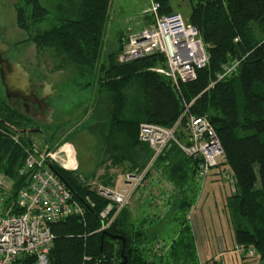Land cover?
<instances>
[{
    "label": "trees",
    "instance_id": "obj_1",
    "mask_svg": "<svg viewBox=\"0 0 264 264\" xmlns=\"http://www.w3.org/2000/svg\"><path fill=\"white\" fill-rule=\"evenodd\" d=\"M27 1L32 6V20H42L47 11L39 0ZM113 1L59 0L54 9L55 23L35 37L36 44L52 47L65 63L78 67L81 76L88 73L87 83L98 97L95 120L106 123L110 135L118 132L133 146L140 145L141 149L134 156L127 153L111 156L114 163L127 162L130 173L141 172L152 155L148 144L138 140L141 123L171 127L179 117L184 121L185 115L206 116L224 152L221 165L228 168L233 178L236 195L232 206L246 221L243 227L236 229L235 242L253 246L258 259L264 263V0L191 2L186 21L198 29L207 45L209 61L197 70L194 80L179 83L178 89L169 78L152 70L164 65L165 59L160 53L129 62L117 61L128 34L119 32L115 48L104 49L103 37ZM151 1L158 4L159 15L174 12L169 0ZM146 16L147 23L151 16ZM18 18L23 27L20 12ZM251 23L260 27V38L254 37ZM232 63H236L235 70L217 80V74ZM21 118V114L0 97V170L12 180L13 188L23 183L19 168L25 156L24 145L13 138L14 134H24L18 132L24 127H17ZM196 163L171 144L146 170L138 189L143 188L152 171V176L161 174L173 184L179 199L172 207L179 206L175 219L183 228L177 244L176 241L173 244L172 256L179 259L186 249V259L191 257L195 264H200L188 220L194 204L191 197L197 194ZM50 167L71 189L84 213L50 224L55 238L49 264H119L121 240L111 235L125 238L124 264H163L162 257H146L143 251L142 242L147 238L143 220L127 235L123 227L118 226L123 208L105 228L108 234L102 233L99 228L105 221L100 212L110 200L79 183L72 172L54 164ZM112 213L113 207L108 216ZM84 256L89 259L83 260Z\"/></svg>",
    "mask_w": 264,
    "mask_h": 264
},
{
    "label": "rangeland",
    "instance_id": "obj_2",
    "mask_svg": "<svg viewBox=\"0 0 264 264\" xmlns=\"http://www.w3.org/2000/svg\"><path fill=\"white\" fill-rule=\"evenodd\" d=\"M169 1L174 12H179L184 20H187L189 16L191 2L193 4L196 2V0ZM58 2L59 0H39L47 13L42 20L33 21L32 6L27 0H0V37L11 47L10 56L27 72L38 74L47 81L50 87L55 89L53 96L55 111L53 120L49 124L36 123L25 113L21 114L22 118L17 123L18 128L40 127L44 139L39 133H31L29 136L14 134L13 138L34 151L46 150L52 153L59 147L67 145L70 168H61L59 165L61 169L72 172L79 183L94 191H98L101 186L120 187L128 173L126 170L130 171L126 166L129 164L127 162L114 163L111 156L126 153V155L134 156L141 149L140 145L133 146L132 142L125 140V136L121 133L114 132L110 135L107 132L108 125L103 121L95 120L98 97L96 91L87 83L88 73L81 76L78 67L65 63L63 57L59 56L52 47L38 46L35 42V37L39 33L55 23L54 9ZM151 2V0L113 1L103 37L106 51L115 48L119 32L129 34L143 27L145 17H147L146 11L150 9ZM19 12L23 27L19 24ZM250 28L254 37H261L260 27L256 23H251ZM0 97L5 99L1 85ZM70 149L72 150V161ZM141 156H144V153ZM53 164L58 166L56 163ZM221 167L225 166L219 165L216 169L221 170ZM134 170L133 168L132 171ZM151 173L150 177L155 178L156 174L152 176ZM158 178L159 175H157ZM209 179L212 182L210 191L207 190ZM149 181L151 179H145V188L142 186V189H137L130 203L124 207V212L119 218L120 221L122 220L121 225L118 226L123 227L124 233L131 235L144 216L147 221L144 230L147 238L142 243L146 257H162L163 264H195L191 257L186 259L188 258L185 257L186 249L179 259L172 256L173 244L175 245V241L177 244L183 228L179 221L172 219V215H179V206L176 209L172 207L173 204L157 199L162 186L159 183V186L149 185ZM234 193L233 183L225 181L221 172L215 170L203 184L198 196L196 194V197H191L194 204L190 211L197 207L192 219L194 220L196 216L195 212L199 211V206L205 208L207 214L203 221L204 232L211 244L218 246L220 249L218 252L232 251L234 245L237 244L234 233L246 223L232 206L236 195ZM147 197L149 200L145 202L144 198ZM85 199L90 201L88 197ZM169 204H171L170 208ZM107 218L108 215L102 217L105 222ZM205 235L195 233L196 245L200 244V236ZM184 242H187L186 238Z\"/></svg>",
    "mask_w": 264,
    "mask_h": 264
},
{
    "label": "built area",
    "instance_id": "obj_3",
    "mask_svg": "<svg viewBox=\"0 0 264 264\" xmlns=\"http://www.w3.org/2000/svg\"><path fill=\"white\" fill-rule=\"evenodd\" d=\"M157 9L158 4L151 2L150 9L146 11L151 21L128 34L117 61L129 62L160 53L164 56V65L152 70L169 78L178 89L179 83L194 80L197 70L208 64L207 45L198 29L184 20L179 12L159 15ZM235 66L236 63L226 66L222 73L217 74V80L231 74ZM138 140L148 144L152 150L151 158L141 172L127 173L120 187L98 188L97 192L110 200V204L100 212V217L109 215L113 207V213L99 230L107 228L120 210L130 203L146 170L171 144L196 160L194 180L197 196L215 170L221 172L225 181L233 183L227 167L216 169L224 161V152L206 116L185 115L184 121L179 117L171 127L141 123ZM66 148L69 149L63 145L51 153L46 150L34 151L24 146L25 156L19 168L23 183L16 188H13L12 180L0 170V264H49V253L55 238L50 224L64 221L71 215H83L82 204L50 167L56 163L61 168H70V165H66L69 162ZM232 251L246 257L257 255L251 245L237 243ZM88 259L87 256L83 257V260ZM211 264L219 262L214 260Z\"/></svg>",
    "mask_w": 264,
    "mask_h": 264
},
{
    "label": "crops",
    "instance_id": "obj_4",
    "mask_svg": "<svg viewBox=\"0 0 264 264\" xmlns=\"http://www.w3.org/2000/svg\"><path fill=\"white\" fill-rule=\"evenodd\" d=\"M126 172L130 173L127 170ZM154 177L155 178L150 177L151 181H149V185L156 186L159 183L162 186V191H160V194L157 199H159L161 202H168V203L174 204L176 200L179 199L177 189H175L173 184L167 181L165 177L162 176L161 174L159 175L158 179H157V175H155ZM211 179H209V182L207 185V188H208L207 190L209 191L212 186ZM164 187L165 189H163ZM144 188H145V184H144ZM144 199H145V202L149 200L148 197ZM171 204L168 205L169 208ZM196 210H197V207H195L194 210L190 211V213L188 214V218H189L188 220H189V224L191 227V232L193 234V238L196 232H198L200 235H202V233L205 235L203 221L205 218V214H207V211L205 210L204 207L199 206V211L195 212L196 216L193 220L192 219L193 213ZM172 217H173L172 219L176 218V216L174 215H172ZM145 218L146 217L142 216L140 220H143V222L146 224L147 221L145 220ZM194 244L196 248L197 258L200 264H205L209 260H218L219 264H264L262 261L258 259L257 255L253 257H246L244 255H240L233 251H229V253L218 252L220 251L218 246L212 245L210 240L206 237V235L202 237L200 236V244L198 243L196 245L195 239H194Z\"/></svg>",
    "mask_w": 264,
    "mask_h": 264
},
{
    "label": "water",
    "instance_id": "obj_5",
    "mask_svg": "<svg viewBox=\"0 0 264 264\" xmlns=\"http://www.w3.org/2000/svg\"><path fill=\"white\" fill-rule=\"evenodd\" d=\"M192 6V4H191ZM8 50V46L0 41V82L4 89L6 98H22L24 101L30 100L31 96L37 99L39 102L43 100L42 97H37V91L30 87L29 73L25 68L17 61H8L1 57L2 52ZM49 89L50 86L48 85ZM50 96H54V88H50ZM53 108H48V113L52 114ZM18 132L29 135L31 133H40L43 136L42 130L38 127H28L19 129ZM44 138V136H43ZM102 233L108 234L105 229H102ZM112 238L121 240L119 264L125 263V257L123 254L125 238L122 235H111Z\"/></svg>",
    "mask_w": 264,
    "mask_h": 264
},
{
    "label": "flooded vegetation",
    "instance_id": "obj_6",
    "mask_svg": "<svg viewBox=\"0 0 264 264\" xmlns=\"http://www.w3.org/2000/svg\"><path fill=\"white\" fill-rule=\"evenodd\" d=\"M0 41L2 43H5L4 41H2L1 37H0ZM5 44L8 46V50L5 52H2L1 57L8 61H15V59L11 57L9 54L12 50L11 47L7 43ZM29 81H30V87L34 88L37 91L36 96L43 98L41 102L33 98V96H31V99L27 101H24L22 98H10V99L6 98L4 89L0 82L1 88L3 89V94L5 98L4 100L6 101V103H8L9 106L14 108L18 113L20 114L25 113L31 119H33L36 123L40 122L43 124H49L53 120V113L55 111L54 104H53L54 97L50 96V91H49V89L52 87L48 89L47 81L43 80L38 74L36 75V74L29 73ZM50 106L53 108L52 114L48 113V108Z\"/></svg>",
    "mask_w": 264,
    "mask_h": 264
},
{
    "label": "bare ground",
    "instance_id": "obj_7",
    "mask_svg": "<svg viewBox=\"0 0 264 264\" xmlns=\"http://www.w3.org/2000/svg\"><path fill=\"white\" fill-rule=\"evenodd\" d=\"M67 149V148H66ZM66 152V154H67V156L69 157V152H68V150H66L65 151ZM69 161V160H68ZM67 166H69V162H68V164H66Z\"/></svg>",
    "mask_w": 264,
    "mask_h": 264
}]
</instances>
